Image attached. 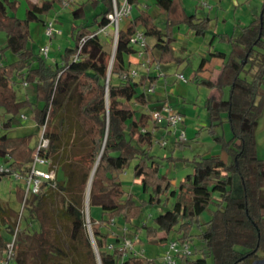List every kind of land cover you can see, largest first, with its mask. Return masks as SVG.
I'll return each mask as SVG.
<instances>
[{
    "label": "trees",
    "instance_id": "16d2710c",
    "mask_svg": "<svg viewBox=\"0 0 264 264\" xmlns=\"http://www.w3.org/2000/svg\"><path fill=\"white\" fill-rule=\"evenodd\" d=\"M23 1L24 16L20 17L16 14L18 0H0V30L6 33L0 51L8 49L14 55L11 61L0 63V164L24 175L34 146L31 138L45 124L56 177L54 184L26 196L22 182L16 181L18 209L0 199L1 220L11 226V234L17 227L13 264H98V258L100 264H158L143 254H125L124 239L142 231L148 241L159 244L172 239L191 242L195 236L204 253L179 258L178 264H209L207 256L211 264H250L264 256V158L257 156L255 138L264 102V0L259 12L237 32L214 33L207 42L206 59H221L219 73L214 79L202 76L198 67L191 79L214 90L204 100L209 131L213 133L222 121L229 123L230 137L216 136L226 158L215 152L193 155L188 159L191 171L175 188L151 153L155 131L161 126L150 114L156 107L138 115L132 107V103L147 106L166 102L148 91L159 75L150 70L138 76L129 73L126 56L134 52L129 37L142 28L153 38L146 47L149 64L168 62L175 59L171 49L176 39L174 28L183 25L204 36L212 17L188 12L182 0H154L166 14L164 26L159 27L147 3L129 0L132 15L124 27L119 25L108 73L110 54L97 31L110 22L112 0H91L93 5L101 3L102 9L90 21L83 19L85 2L74 6L71 2L72 43L53 61L39 48L33 50L29 24L44 22L40 14L62 6L63 0ZM216 37L227 43V50L212 45ZM16 82L32 84L33 99L27 95L19 98ZM23 109L32 111L34 125L17 130L12 120L24 114ZM62 125L68 129L76 126L77 131L69 129L62 134ZM131 162L132 174L143 192H148L147 197L137 198L122 186L120 174ZM90 177L89 208H100L98 218L90 216L97 254L84 217ZM165 193L175 196L171 207L154 215L152 224L133 222L145 204L159 203ZM211 204L210 217L199 221V214ZM23 211L26 223L18 227ZM117 220L124 225L116 224ZM56 221L68 226L67 249L59 239ZM159 231L165 235L159 236ZM171 231L174 235L168 237ZM8 241L0 231V260Z\"/></svg>",
    "mask_w": 264,
    "mask_h": 264
},
{
    "label": "rangeland",
    "instance_id": "374dc122",
    "mask_svg": "<svg viewBox=\"0 0 264 264\" xmlns=\"http://www.w3.org/2000/svg\"><path fill=\"white\" fill-rule=\"evenodd\" d=\"M35 2H40V0H34ZM85 2V14L83 19L90 21L93 19V16L102 9L101 3L92 4L91 0H71V6L78 4L79 2ZM142 0H138L140 2ZM242 1V0H236ZM231 0H226V4H230L229 9L225 12L227 21L224 22L220 18L218 22H215L213 18L209 25V28L204 36H197L188 30L185 26L181 25L179 28H174L176 39L171 44L172 54L175 57L174 60L168 62H161L151 64L150 71L158 74V80L154 86V93L162 95L165 98L166 103L172 108V110L180 111L183 120L176 123L173 126V130L169 131L165 127V124L155 131L156 138L153 141L151 153L155 155V159L160 165V171L165 172L168 177L171 178L172 185L171 188H175L178 182L184 177L185 174L191 171L192 166L191 162L188 161L193 155L197 153H219L224 158H226L225 152L222 150L221 142L219 141L220 137L227 139L231 135V130L229 127L228 121H222L221 124L215 126L214 132H210L207 128L208 124V113L204 105L205 96L214 90H210L208 87L198 85L191 75L193 71L201 65V61L204 60L203 55H207L204 47L207 45L208 40L214 33H219L223 31H234L233 19H240L241 23H247L252 17L253 13H258L260 10L262 0H246L243 3L237 4L238 6L231 3ZM23 3V2H22ZM185 3V4H184ZM116 4V0H112V5ZM183 4L189 11H193L192 1L184 0ZM232 4V5H231ZM200 8L206 7L203 4H198ZM71 6H61L56 5L55 7L60 8L55 11L54 9L50 12L42 13L40 16L42 18L49 17L54 21H57L56 24L61 29L60 33H56L50 40L47 42L50 44L49 54L47 60H56L59 58V51H61L66 44L72 43V39L69 36L70 24L72 22V17L70 14ZM20 14L21 13V10ZM202 11L197 9L199 15H204L206 12H209L212 15L213 10ZM219 12V11H218ZM157 15V14H156ZM222 15V14H221ZM159 17L158 15L156 18ZM125 19L119 20L120 27H123ZM238 21V20H236ZM157 23H160L161 26H164L165 20L163 18H157ZM239 29V24H236V32ZM100 36L103 43V48L110 54L115 50V36L116 29L113 23H109L104 30L100 32ZM6 38V33L0 30V48L4 45ZM40 41H37L35 36H33L32 41L30 42L33 50L36 51L39 45L43 43L45 38H40ZM153 39L148 37V45L152 44ZM217 45L215 48L218 49H228L227 43L222 40H219L217 37L214 39ZM198 45V49L194 47ZM131 57H136V52L129 54ZM127 55L126 57H129ZM134 55V56H133ZM14 58L10 50L0 51V61L8 62ZM131 68H136L139 72L144 71L137 63ZM218 72V66H216L215 71L212 74L214 78ZM177 73H183L188 79L183 81L176 77ZM14 88L17 90V95L19 98L28 95L30 99H33V86L32 84L23 85L20 82L14 84ZM161 102L149 104L147 106H139L135 103H132V107L136 108V115L139 114V111H150L152 107H158ZM22 112L27 116L26 119H20V115H17L13 118L12 124L16 125L21 122L26 128L34 125L33 114L29 109H23ZM18 130V128H16ZM70 131L73 133L77 131L76 126H72ZM68 127L62 125L60 131L62 134H65L66 131H69ZM184 133L186 139L181 141L178 139L180 133ZM72 134V133H71ZM218 136V137H216ZM163 137L164 143L159 142V138ZM255 138L257 146V156L264 158V102L262 104V109L260 116L258 118V123L255 129ZM37 136L34 135L31 138V145L36 143ZM1 159V158H0ZM132 165L130 163L128 167L120 174V179L122 186L130 192H133L137 198H144L148 196V192H143L141 184L138 179H136L132 174ZM8 182H0V197L4 200L11 202V205L15 208H19L18 204L15 202V192L14 186L16 184V179L13 177H7ZM10 184V185H9ZM10 186H12L11 189ZM161 200L157 204H145L133 222L147 224L153 223V216L163 212L165 209L172 206L175 196L161 194ZM55 200L51 202L50 209L54 212ZM214 205H209L208 208L203 210L199 214V221H204L210 217L211 208ZM20 211V210H19ZM26 211H23L21 217L19 218V226H24L26 223ZM90 216L93 218H98L100 216V208L98 206H91L85 204L84 207V217L86 222V227H90ZM116 224L124 225L120 220L116 221ZM56 231L58 233L59 239L64 248H68L70 245L69 242V229L68 226L63 223L55 222ZM195 230V229H194ZM0 231L5 233L8 239L11 238V226L3 222L0 218ZM134 233L129 234L127 237L132 238ZM138 238L133 242V249H129V254L134 251H142L141 254L148 258H154L155 261L159 262L162 257V253L166 248V244L153 243L148 241L143 231L137 233ZM174 232L171 231L168 234V237H172ZM113 236V233H111ZM191 247H193L192 255H199L204 253V248H202L201 242L193 236L191 239ZM211 257L207 256V262L211 264Z\"/></svg>",
    "mask_w": 264,
    "mask_h": 264
},
{
    "label": "built area",
    "instance_id": "2783aa9c",
    "mask_svg": "<svg viewBox=\"0 0 264 264\" xmlns=\"http://www.w3.org/2000/svg\"><path fill=\"white\" fill-rule=\"evenodd\" d=\"M71 0H63L62 6H70ZM204 6L209 7V5L202 1ZM133 4L129 0H116V4L113 5V10L108 14L110 22L115 25L116 36L119 29V20L129 19L132 15ZM109 22V23H110ZM106 27V26H105ZM99 28L97 32H101L104 28ZM61 30L55 25L53 19H48L43 25V35L45 40L39 46V51L44 57H48L50 44L47 42L56 33H60ZM129 44L133 47L134 52L137 54L136 63L144 70H150L149 55L146 51L148 45V37L145 35L142 28L135 30L129 37ZM157 64V63H156ZM155 64V65H156ZM129 73L132 76H138L139 71L136 68H129ZM177 78L185 81L188 78L184 76L183 73H177ZM149 92H154V86L148 89ZM151 117L158 124H165L167 130H173V126L179 121L183 120V116L180 111L172 110V108L166 103H161L160 106L153 108L150 111ZM21 119H25L24 114L20 115ZM45 124H42L40 131L37 135L36 143L30 154V160L27 163L28 170L24 175L18 171L12 170L10 167L0 164V173L4 176L13 177L14 179L21 181L24 189L25 196L30 193H39L46 185L54 184L56 177V172L54 167L51 165L49 144L50 140L46 134H44ZM163 138L158 139L159 142L164 143ZM179 140L183 141L186 139L185 134L182 132L178 137ZM17 228V227H16ZM16 228L11 235V238L7 242V248L4 256L0 260V264H13V239L15 235ZM138 238V235H133L132 238L127 237L124 239L122 247L126 249L125 254H128L129 249H133V242ZM166 248L162 253L161 260L158 264H178V259L186 256L192 255L191 244L189 241H180L177 239L168 240L166 243ZM135 254H141L142 251H134Z\"/></svg>",
    "mask_w": 264,
    "mask_h": 264
},
{
    "label": "crops",
    "instance_id": "0c3cea01",
    "mask_svg": "<svg viewBox=\"0 0 264 264\" xmlns=\"http://www.w3.org/2000/svg\"><path fill=\"white\" fill-rule=\"evenodd\" d=\"M184 0H182V2H183ZM192 1V7H193V11H189L187 8H186V6H185V8H186V10L188 11V12H197V9H201L202 11H204V10H213L212 12V15H210L209 14V12H206V14H208V15H210L211 17H212V19L214 18L215 19V22L217 23L218 22V19L220 18L222 21H224V22H226L227 21V17L225 16V12L229 9V7H230V4H226L225 3V1L226 0H191ZM202 1H204V2H206L208 5H209V7H203V8H200L199 7V3L200 4H202L201 2ZM232 2V4L234 3V5H236V6H238L237 4H240V3H243V1L244 2H246V0H242V1H237L236 2V0H231ZM23 2V3H22ZM140 3L141 4H145V3H147L148 5H149V7H148V10H149V12L151 13V14H153L154 16H155V21H156V23H157V18H162V20H163V18H164V20H165V18H166V14H165V12H161L159 9H158V7L156 6V4L154 3V0H142V1H140ZM185 4V3H184ZM231 4V5H232ZM242 5H244V3L242 4ZM24 7H25V3H24V1L23 0H18V7H17V10H16V14L18 15V16H20V17H23L24 16ZM60 8H58V7H55L54 8V10L55 11H57V10H59ZM19 10H21V13L22 14H20V11ZM219 11V12H218ZM159 16V17H157L156 18V16L157 15ZM199 14V13H198ZM222 14V15H221ZM253 14H255V13H253ZM252 17H250V19H251ZM48 19H50L49 17H45L44 18V22L46 21V20H48ZM236 20H238V21H236ZM127 19H125L124 20V25H123V27L125 26V24L127 23ZM250 21V20H249ZM248 21V22H249ZM44 22H42V23H35V22H31L30 24H29V27H30V31H31V35H32V38H33V36H35V38H36V40L37 41H40L39 39L42 37V38H44V35H43V25H44ZM56 22L57 21H55V25L58 27V25L56 24ZM235 25H234V32H236V24H239V26L240 25H243V24H246V23H241V21H240V19H233V21H232ZM247 22V23H248ZM157 25L159 26V27H162L161 25H160V23H157ZM59 28V27H58ZM60 29V28H59ZM61 30V29H60ZM189 30V29H188ZM191 31V30H190ZM192 33H193V31H191ZM227 32V31H226ZM153 39V38H152ZM152 43H153V41H152ZM214 47H216V45H217V43H216V41H213V44H212ZM40 46V45H39ZM39 48V47H38ZM173 47L171 46V49H172ZM199 48V46L198 45H196L195 47H194V49L196 50V49H198ZM204 49H205V51L207 52V45L204 47ZM225 50V49H224ZM153 51V53H154V55H157L158 54V52H157V50L156 49H153L152 50ZM13 55V54H12ZM134 56V55H133ZM204 56V60H202L201 61V65H199L198 67H200L201 68V70L198 72V74L199 75H202V76H211V78H213L212 77V74H214L213 72L215 71V73H216V66H218V72H217V74L219 73V68H220V63H221V59H219V58H215V57H213V58H210V59H206V56L205 55H203ZM127 59L128 60H130V63H129V67L131 68V67H133V65L134 64H136V61H137V58L136 57H131L130 55H129V57H127ZM3 61H0V63H2ZM194 72H195V70L193 71V73H192V75L194 74ZM217 74H216V76H217ZM191 75V76H192ZM215 76V77H216ZM214 77V78H215ZM213 78V79H214ZM23 85H26L25 83H22ZM155 95L156 96H158V97H162V95H160V94H156L155 93ZM28 96V95H27ZM164 98V97H163ZM21 119V118H20ZM0 120H1V110H0ZM14 126H16L17 128H21V127H23L24 125L21 123V122H19V124H16V125H14ZM0 131H1V127H0ZM1 158V157H0ZM1 160H3L2 158L0 159V161ZM1 181H5V182H7V183H10V182H8V180H7V178H5V176H1L0 177V182ZM10 185V184H9ZM12 188V186H10V188L9 189H11ZM0 199L1 200H4V199H2L1 197H0ZM158 235L159 236H162V235H165V233L163 232V231H159L158 232ZM165 242L166 241H164V242H162V243H160L161 245L162 244H165Z\"/></svg>",
    "mask_w": 264,
    "mask_h": 264
},
{
    "label": "water",
    "instance_id": "95a60500",
    "mask_svg": "<svg viewBox=\"0 0 264 264\" xmlns=\"http://www.w3.org/2000/svg\"><path fill=\"white\" fill-rule=\"evenodd\" d=\"M116 40H117V37H116V39H115V47H116ZM114 51H115V50H114ZM114 51L112 52L111 57H110L109 67H108V73H109V69H110L111 63H112V61H113ZM93 172H94V169L92 170L91 177H92ZM91 177H90V180H89V183H88V186H87V192H86L85 204L88 203V195H89V189H90ZM86 228H87V231H88V233H89L90 240H91V242H92V245H93L94 251H95V253L97 254L96 246H95V243H94V240H93L92 233H91V231H90V227H89V225H88V227H86ZM97 258H98V255H97ZM98 264H100V263H99V258H98ZM250 264H264V256H261V257H257V258H255Z\"/></svg>",
    "mask_w": 264,
    "mask_h": 264
}]
</instances>
